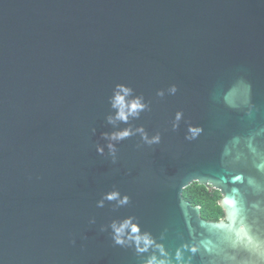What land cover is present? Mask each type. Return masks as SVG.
<instances>
[{
	"label": "water",
	"instance_id": "obj_1",
	"mask_svg": "<svg viewBox=\"0 0 264 264\" xmlns=\"http://www.w3.org/2000/svg\"><path fill=\"white\" fill-rule=\"evenodd\" d=\"M116 83L161 142L129 137L113 164L95 145ZM192 182L223 218L183 198ZM114 187L130 203L97 208ZM128 216L191 264L264 258V0H0V264H140L100 231Z\"/></svg>",
	"mask_w": 264,
	"mask_h": 264
},
{
	"label": "clouds",
	"instance_id": "obj_2",
	"mask_svg": "<svg viewBox=\"0 0 264 264\" xmlns=\"http://www.w3.org/2000/svg\"><path fill=\"white\" fill-rule=\"evenodd\" d=\"M166 92L168 95H175L177 86L172 84L166 90H158L156 94L163 97ZM109 105L111 110L105 120L112 126V130L101 133L105 143H96L98 154L104 156L105 149H107V157L115 164L118 159L117 145L129 137L137 135L140 137L142 144L137 147L158 145L161 142L159 132L149 134L142 125L132 126L131 121L139 119L142 112L149 110V105L142 95L135 94L130 85L116 83L109 97ZM182 120L183 112L178 110L172 120L173 130L180 126ZM121 124L126 126L121 128ZM91 131L95 134L96 128H92ZM202 132V126L188 124L185 130V140H196ZM105 202L114 203L119 208L127 206L130 203V197L114 187L101 193L100 198L96 201V207L103 208ZM89 223L95 225L96 218L91 217ZM100 231L109 232L115 245L132 248L138 256L142 257L140 264H191V260L184 257L179 250L175 254L170 253L150 232L142 230L139 222L133 216L113 219L107 225H101ZM255 264H264V258L256 261Z\"/></svg>",
	"mask_w": 264,
	"mask_h": 264
},
{
	"label": "trees",
	"instance_id": "obj_3",
	"mask_svg": "<svg viewBox=\"0 0 264 264\" xmlns=\"http://www.w3.org/2000/svg\"><path fill=\"white\" fill-rule=\"evenodd\" d=\"M182 195L192 205L200 206L202 218L213 221L223 218V211L218 203L221 197L218 190H208L204 185L192 182L183 189Z\"/></svg>",
	"mask_w": 264,
	"mask_h": 264
}]
</instances>
